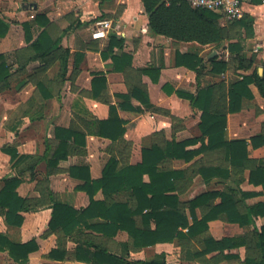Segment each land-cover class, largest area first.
I'll list each match as a JSON object with an SVG mask.
<instances>
[{
	"label": "crops",
	"instance_id": "obj_1",
	"mask_svg": "<svg viewBox=\"0 0 264 264\" xmlns=\"http://www.w3.org/2000/svg\"><path fill=\"white\" fill-rule=\"evenodd\" d=\"M243 10L244 18L238 21H228L216 13L220 15L217 24L225 38L221 44H202L152 33L142 0H0V17L9 25L8 34L0 38V55L11 68V77L0 85V191L7 180L19 179L17 192L26 200L20 212L24 217L21 227L8 225L6 210L0 208V233L17 243L35 240L39 246L26 263L15 262L7 252H0V264H91L77 259L79 251L87 252L88 257L105 251L117 257L119 264H141L157 257L164 258L166 264H246L247 258L259 256L254 234L264 226V216L249 211L264 202V187L250 183L252 170L264 167V145L252 146L253 138L264 137V97L257 85L249 86L253 99L244 98L240 112H228V93L234 83L255 71L264 77V5L244 0ZM39 15L50 21L47 26L36 22ZM99 20L112 23L107 38H93L94 24ZM24 23L32 27L31 42L26 39ZM43 30L58 43L45 58L30 60L34 56L32 43ZM112 35L121 45L109 51ZM231 43L241 48L240 53L230 52ZM177 54L200 58L203 62L200 74L178 66ZM114 57H123L118 68ZM65 61L67 72L62 75ZM221 61L227 63V70L213 73V63ZM153 69L160 70L158 82L145 73ZM101 74L106 77V87L94 98L93 81ZM208 87L214 90L211 111L227 115L226 141H246L248 159L242 166H234L222 148L203 152L188 163L167 158L160 169L184 172L176 181L175 193L179 197L178 211L190 224L191 201L207 193L233 194L249 224L231 223L223 214L210 221L208 229L197 236H189L188 228H183L181 233L185 236L143 248H137L126 231L110 237L87 229L70 236L62 228H50L55 202L77 210L90 204L88 194L78 189L85 180L72 177L71 167H89L91 179L98 180L111 158L119 161V167L137 165L143 160L144 148L153 145L165 148L172 141L200 137L202 111L178 93L196 94ZM135 88L148 94L151 108L135 98L129 104L140 112L121 107L123 100L119 96L131 94ZM111 105L117 107L120 118L126 121L125 135L115 142L97 134V122L109 118ZM57 127L84 133L87 144L78 148L70 143L67 160L51 167L48 161L59 144ZM47 140L50 149L45 156ZM200 146L198 142L187 149L196 150ZM10 148L29 159L13 168L11 156L4 152ZM203 167L230 170V178L216 177L207 182L199 173ZM95 199L108 205L122 202L132 209L136 207L128 191L110 196L99 191ZM220 203L221 198L216 197L196 208L197 218L201 219ZM135 220L144 231L157 227L155 220L147 224L141 216ZM104 222L100 218L90 221ZM207 238L215 241L235 238L245 243L197 257V253L205 250ZM53 250L60 251L62 258H52Z\"/></svg>",
	"mask_w": 264,
	"mask_h": 264
},
{
	"label": "trees",
	"instance_id": "obj_2",
	"mask_svg": "<svg viewBox=\"0 0 264 264\" xmlns=\"http://www.w3.org/2000/svg\"><path fill=\"white\" fill-rule=\"evenodd\" d=\"M145 10L149 15V27L152 33L164 35L176 40L197 41L202 44L217 43L221 44L224 40V32L217 22L220 15L206 9H192L186 0H142ZM255 4H261V0H255ZM44 21V22H42ZM36 22L42 26H47L49 20L44 15H39ZM26 39L31 42L33 39L31 25L23 24ZM9 32V25L0 17V38L5 37ZM58 40L50 37L46 30H43L38 38L32 43L34 56L30 60L42 59L48 56L57 45ZM121 41L116 36H111L109 51L114 46H120ZM232 53H240L241 48L236 43L229 45ZM124 57V56H123ZM123 57L116 58L114 61L118 68L119 61ZM245 61V57H242ZM177 65L185 66L195 70L200 74L203 62L197 56L177 54ZM227 70V63L214 62L212 72L222 74ZM67 61L63 64L62 75H66ZM154 82L159 81L160 70H145ZM156 73V76L153 75ZM11 77L10 65L3 56L0 55V85L7 82ZM255 83L264 97V77H259L257 71L251 76L244 77L241 81L234 83L228 93L229 113L240 112L244 98L253 99L249 89ZM40 89H44L42 85ZM106 87V77L101 74L93 81V96L98 98L101 91ZM213 87L199 89L196 94L178 93L182 98L191 101L193 107L202 111L199 128L201 136L183 142H169L165 148L153 145L143 149V160L140 164L119 167V161L111 158L106 164L103 175L98 180H92L89 167L73 166L70 168L72 177L85 180V184L78 187L79 190L86 192L90 198V204L83 210H77L68 204L55 202L53 207L50 228H62L65 234L74 235L87 229L102 232L107 236L113 237L119 231H126L134 239L137 248L155 245L158 242H172L176 238L185 236L181 229L188 228L189 236H197L205 232L209 227V222L225 214L231 223L247 225L250 223L247 215L240 213L237 200L231 193H207L195 198L190 203L193 222L190 224L188 218L178 211L179 197L176 195V181L183 177L184 172L180 170H161L160 164L167 158L191 162L195 157L203 152L213 151L224 148L226 157L234 166H242L248 159V144L246 141H226L225 131L227 128V115L213 113L210 109L213 101ZM50 95L46 96L49 97ZM123 100L121 107L133 112H140L130 105L132 98L138 99L145 107L151 108L148 94L140 89H134L131 94L120 95ZM96 123V122H95ZM126 121L121 119L116 106L111 105L110 116L108 119L97 122V134L103 138L117 141L125 135ZM56 138L59 144L49 159L51 167H57L60 161L67 160L70 154V143L78 148L86 147V135L73 129L57 127L55 129ZM207 140V143L206 141ZM201 142V146L196 150H188L191 145ZM264 145V137L258 136L252 139V146L259 148ZM50 144L46 142L45 156H48ZM4 152L11 156L12 167L17 168L29 159L27 155H19L15 149H4ZM199 173L209 181L216 177L224 179L230 178V170L220 167H203ZM148 176V181H145ZM19 179H11L5 182L4 188L0 191V208L6 210V222L10 226L21 227L24 217L21 210L26 206V200L19 195L17 188L20 184ZM250 183L262 185L264 187V167L252 170ZM99 191L106 196H110L122 191H128L136 201V207L130 208L127 203H113L108 205L105 201L95 199ZM220 197L221 203L213 207L201 219L195 214L196 208L207 204L210 200ZM250 213L256 216H264V202L250 208ZM141 216L144 223L155 220L157 227L154 231H144L138 228L135 218ZM105 220L104 223L91 224V220ZM255 247L259 252L257 257H249L246 264H264V226L256 229L254 234ZM245 240L235 238H224L215 241L212 238L205 240L206 248L196 256H203L215 251L233 249ZM39 249L35 240L27 243H17L12 241L7 235L0 233V252H7L15 261L26 263L29 255ZM60 251L53 250L50 253L52 258H62ZM85 251H79L77 259L84 260L91 264H119L120 260L114 255H109L105 251H97L93 256L88 257ZM141 264H166L164 258L157 257L152 261Z\"/></svg>",
	"mask_w": 264,
	"mask_h": 264
},
{
	"label": "built area",
	"instance_id": "obj_3",
	"mask_svg": "<svg viewBox=\"0 0 264 264\" xmlns=\"http://www.w3.org/2000/svg\"><path fill=\"white\" fill-rule=\"evenodd\" d=\"M195 9H206L222 15L228 21H238L244 18V0H186ZM252 1V0H249ZM264 5V0H261ZM112 23L99 20L94 24L93 38L101 39L109 36Z\"/></svg>",
	"mask_w": 264,
	"mask_h": 264
},
{
	"label": "rangeland",
	"instance_id": "obj_4",
	"mask_svg": "<svg viewBox=\"0 0 264 264\" xmlns=\"http://www.w3.org/2000/svg\"><path fill=\"white\" fill-rule=\"evenodd\" d=\"M248 51H250V49H248Z\"/></svg>",
	"mask_w": 264,
	"mask_h": 264
}]
</instances>
